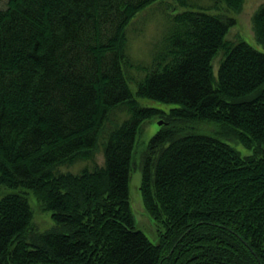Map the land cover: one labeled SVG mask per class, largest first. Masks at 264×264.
<instances>
[{
  "label": "trees",
  "instance_id": "16d2710c",
  "mask_svg": "<svg viewBox=\"0 0 264 264\" xmlns=\"http://www.w3.org/2000/svg\"><path fill=\"white\" fill-rule=\"evenodd\" d=\"M163 1L9 0L0 11V186L24 193L0 199V264H264V53L228 41L235 20L213 13L244 0H173L189 10L166 16L150 63H136L130 23ZM254 25L264 44V7ZM139 99L179 107L167 117ZM156 116L169 125L143 155L141 186L154 244L130 179ZM175 120L222 131L182 135ZM27 193L55 229L32 231Z\"/></svg>",
  "mask_w": 264,
  "mask_h": 264
},
{
  "label": "rangeland",
  "instance_id": "374dc122",
  "mask_svg": "<svg viewBox=\"0 0 264 264\" xmlns=\"http://www.w3.org/2000/svg\"><path fill=\"white\" fill-rule=\"evenodd\" d=\"M9 0L0 1V11L7 8ZM199 4L202 7H210L209 0H200ZM264 7V0H244L242 5L236 9H227L222 5V11H214V14L221 13L225 17H230L235 20V26L230 29L226 39L232 43L243 41L256 49L257 51L264 53V44L262 43L259 34L256 31L254 25L255 15ZM189 10L182 8L176 4L173 0H165L154 4L152 7L144 10L138 14L130 23L127 30V54L134 62H140L144 64L150 63L153 47L159 41L162 33L165 29L166 16ZM220 57L214 61V74L217 76ZM259 94V91L241 98L243 101H251ZM139 104L148 108H155L168 115L171 114L173 109H177V105H164L157 102H150L147 100L139 99ZM118 115L121 112H118ZM116 119V117L112 118ZM174 120H170V123ZM168 118L156 116L155 118L146 121L139 134L137 136L136 147L133 154V172L130 179V203L132 213L137 223L138 230L143 232L149 240L156 244L159 241L161 232L160 226L153 221L145 209L144 200L141 195V186L143 179V155L147 151L151 139L162 129L168 127ZM179 131H182V135L187 134H202L206 136H216L218 132H221L219 124L208 121H189L187 123H181V121L175 120V124ZM232 144L244 157L251 155L243 146L237 142H227ZM98 165L104 164V158L102 153L97 156ZM85 164H78L73 167L62 169L65 172L71 171L75 174L79 173ZM10 192H18L24 194L21 191L10 190L6 187L0 186V199L3 195ZM29 204L33 210L34 219L32 225V231L36 235L50 232L56 228L51 213L45 212L42 204L37 198L30 193L25 194Z\"/></svg>",
  "mask_w": 264,
  "mask_h": 264
}]
</instances>
